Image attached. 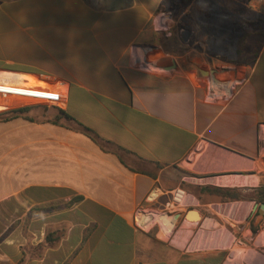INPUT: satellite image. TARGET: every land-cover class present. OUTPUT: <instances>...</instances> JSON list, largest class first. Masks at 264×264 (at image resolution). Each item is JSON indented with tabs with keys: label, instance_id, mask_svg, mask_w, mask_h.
<instances>
[{
	"label": "crops",
	"instance_id": "obj_1",
	"mask_svg": "<svg viewBox=\"0 0 264 264\" xmlns=\"http://www.w3.org/2000/svg\"><path fill=\"white\" fill-rule=\"evenodd\" d=\"M0 49L20 57L0 82L98 137L32 105L0 119V264H229L230 241L138 223L177 189L167 228L264 234V0H0Z\"/></svg>",
	"mask_w": 264,
	"mask_h": 264
},
{
	"label": "rangeland",
	"instance_id": "obj_2",
	"mask_svg": "<svg viewBox=\"0 0 264 264\" xmlns=\"http://www.w3.org/2000/svg\"><path fill=\"white\" fill-rule=\"evenodd\" d=\"M6 52L7 50L0 49V54ZM14 58H20V57L10 56V55L0 56V59L4 60V63L10 66L14 64V62L12 61ZM6 65L0 64V66H6ZM47 103L48 102L44 103L38 101H27V102H22L21 104H19V106L14 105L16 107H14V109L12 110L25 108L27 107V105L28 106L32 105L31 106L32 108H37L40 112L42 111L46 112L49 109H51V111L55 110L56 112L54 111L53 112L56 113L57 115L58 114L57 109H55L54 106L52 105H46ZM184 202H186V198ZM183 208L184 207L182 205L177 206L176 208L175 207L171 208L170 205H168L166 208L167 213L166 212L163 213L162 215L159 216L158 219L151 221V217H149L148 215H144L142 217L138 216V220H139L138 223L140 225H143V227L146 229L153 228L154 232L160 229V232L163 231L165 233L166 235L165 238L167 237L166 238L167 240L173 241L174 245L182 248L191 244L195 249H199L201 251H207L210 249L212 242L217 243L218 241L219 245H221V242H223V244H226L230 241L231 243L229 242L230 243L229 252L231 253V257L229 258V264H264V234L257 239L256 243L251 242L252 245L243 241L244 243L247 244L245 245L240 243L241 241H239V239H234V236L232 234L228 236L229 237L228 241L224 239H220L221 238L220 235L222 234L221 232L223 231L212 232L210 230H207L205 227H203V225L199 226L197 229H193V228H188L184 225L180 226L179 223L176 224L174 229L167 228L162 218H164L165 216L168 217V215L169 217H171L172 214L176 212L177 213L181 212ZM140 214L143 215L142 213ZM189 217L195 218L196 216L195 214H190ZM171 221L173 222L174 225L173 219H171ZM169 230L171 231L168 232ZM253 253L257 256L259 262L256 261L257 259L255 258V256H253Z\"/></svg>",
	"mask_w": 264,
	"mask_h": 264
},
{
	"label": "built area",
	"instance_id": "obj_3",
	"mask_svg": "<svg viewBox=\"0 0 264 264\" xmlns=\"http://www.w3.org/2000/svg\"><path fill=\"white\" fill-rule=\"evenodd\" d=\"M19 92H26L23 89H20L14 85H5V83L0 82V96H4V97H13V96H17V97H21V98H29V99H33V100H37L40 101L41 99H44V96L46 93H41L38 92L36 90H30L29 92L34 94V95H26L24 93H19ZM47 96H49L47 94ZM184 195V192L180 189H177L176 191H174V193L172 194V200L169 203L171 208H176L177 206H181V203H178L176 201V198L179 195Z\"/></svg>",
	"mask_w": 264,
	"mask_h": 264
},
{
	"label": "trees",
	"instance_id": "obj_4",
	"mask_svg": "<svg viewBox=\"0 0 264 264\" xmlns=\"http://www.w3.org/2000/svg\"><path fill=\"white\" fill-rule=\"evenodd\" d=\"M55 109H57L58 113L60 114V116L68 121H73L75 122L82 131H84L86 134L94 137V138H98L97 135L90 129L82 126L81 124H79L78 122H76L74 119H72L71 116H69L66 112L62 111L61 109H58L56 107H54ZM30 110L29 107H25V108H20V109H15V110H10L7 111L5 113L0 114V119H10V118H14V117H18L21 115H25L28 111ZM57 240V238H54L53 233H49L46 238L45 241L39 246L40 248L44 249L47 246L53 244L55 241Z\"/></svg>",
	"mask_w": 264,
	"mask_h": 264
},
{
	"label": "water",
	"instance_id": "obj_5",
	"mask_svg": "<svg viewBox=\"0 0 264 264\" xmlns=\"http://www.w3.org/2000/svg\"><path fill=\"white\" fill-rule=\"evenodd\" d=\"M261 209H264V203L263 204H261ZM190 214H195L196 215V217L195 218H190V217H188V215H190ZM181 217V214H177L176 215V217H175V219H179ZM186 218L188 219V220H193V221H200L202 218H201V216H200V214L197 212V211H195V210H191V211H189L188 213H187V215H186Z\"/></svg>",
	"mask_w": 264,
	"mask_h": 264
},
{
	"label": "bare ground",
	"instance_id": "obj_6",
	"mask_svg": "<svg viewBox=\"0 0 264 264\" xmlns=\"http://www.w3.org/2000/svg\"><path fill=\"white\" fill-rule=\"evenodd\" d=\"M254 184V183H253ZM176 201L178 202V203H181V204H183L184 203V201H185V196L184 195H179L177 198H176ZM196 216V215H195ZM144 220V219H143Z\"/></svg>",
	"mask_w": 264,
	"mask_h": 264
}]
</instances>
